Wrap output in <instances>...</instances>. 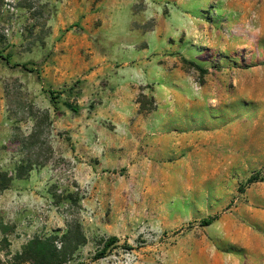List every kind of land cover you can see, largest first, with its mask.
I'll list each match as a JSON object with an SVG mask.
<instances>
[{
	"label": "rangeland",
	"instance_id": "374dc122",
	"mask_svg": "<svg viewBox=\"0 0 264 264\" xmlns=\"http://www.w3.org/2000/svg\"><path fill=\"white\" fill-rule=\"evenodd\" d=\"M152 6L207 102L199 149L187 122L141 133L150 91L118 102ZM0 34V264H264V0H0Z\"/></svg>",
	"mask_w": 264,
	"mask_h": 264
},
{
	"label": "crops",
	"instance_id": "0c3cea01",
	"mask_svg": "<svg viewBox=\"0 0 264 264\" xmlns=\"http://www.w3.org/2000/svg\"><path fill=\"white\" fill-rule=\"evenodd\" d=\"M143 15V24L149 25L148 28L143 29L140 36L146 47L138 55L129 51L126 61L132 65L126 66L120 75L121 85L118 94L120 93L122 98L118 102L119 104L135 102L140 92L148 95L150 91L155 108L151 112L150 119L138 120L140 125L137 126L144 129L141 133L152 132L159 137L176 135L187 122L191 128L187 137L198 138L205 133L204 123L208 118L204 95L194 90L191 78L182 69L165 65V63L177 62L176 57L163 56L159 52L162 44L169 46L167 40L177 34L178 28H174L171 24L161 28L158 23L160 22L158 9L153 6L147 7ZM129 34L126 41L132 45L137 35L133 36L132 32ZM127 123H131V120ZM120 126L132 125L120 124ZM200 143L193 139L191 147L199 149Z\"/></svg>",
	"mask_w": 264,
	"mask_h": 264
},
{
	"label": "trees",
	"instance_id": "16d2710c",
	"mask_svg": "<svg viewBox=\"0 0 264 264\" xmlns=\"http://www.w3.org/2000/svg\"><path fill=\"white\" fill-rule=\"evenodd\" d=\"M3 38H4V35H3V34H0V42L2 41ZM0 57H1L2 59H4L8 64L11 63V57H10L9 55H5V56H4V55H0ZM185 62H186V61H185ZM186 63H187V62H186ZM192 65L195 66L198 70H200L202 74H206V73H207L206 70L202 69V68L199 67V66H196V64H193V63H192ZM145 99H146V96L141 95L140 98H139V100H138L139 103H141V105H142L141 109H142V110H151L152 108H150V109H146V108L143 106V101H144ZM74 111H75V110H74ZM258 181H259V179H258L257 177H252V178H250V179L248 180V183H249V184H252V183H256V182H258ZM216 220H217L216 217L205 218V219H203V220L200 222V225H201L202 227H208V226L212 225ZM117 241H118V240H117L116 237H112V238H110V239L105 243V247H104L103 251H101V252L97 255V258H96V259H99V258L104 257L105 254H106V252H107V250H108L112 245H114ZM49 253H50V252H49Z\"/></svg>",
	"mask_w": 264,
	"mask_h": 264
},
{
	"label": "built area",
	"instance_id": "2783aa9c",
	"mask_svg": "<svg viewBox=\"0 0 264 264\" xmlns=\"http://www.w3.org/2000/svg\"><path fill=\"white\" fill-rule=\"evenodd\" d=\"M131 254H127L125 258H116V260L112 261V264H122L129 263ZM111 260L109 257H104L99 261V264H110Z\"/></svg>",
	"mask_w": 264,
	"mask_h": 264
}]
</instances>
